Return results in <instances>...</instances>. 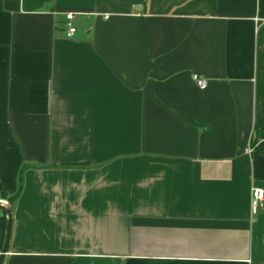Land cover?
Here are the masks:
<instances>
[{"label": "crops", "instance_id": "1", "mask_svg": "<svg viewBox=\"0 0 264 264\" xmlns=\"http://www.w3.org/2000/svg\"><path fill=\"white\" fill-rule=\"evenodd\" d=\"M21 168L3 264H264V0H0Z\"/></svg>", "mask_w": 264, "mask_h": 264}, {"label": "built area", "instance_id": "2", "mask_svg": "<svg viewBox=\"0 0 264 264\" xmlns=\"http://www.w3.org/2000/svg\"><path fill=\"white\" fill-rule=\"evenodd\" d=\"M74 17V14L72 12H67L65 14V36L67 38H72L76 32V29L74 25L72 24V19ZM193 79L195 80L197 86L199 88H205L206 87V80L202 77H199L197 75H193ZM264 202V190L259 187H253L251 191V208L252 212H257L260 207H262Z\"/></svg>", "mask_w": 264, "mask_h": 264}, {"label": "water", "instance_id": "3", "mask_svg": "<svg viewBox=\"0 0 264 264\" xmlns=\"http://www.w3.org/2000/svg\"><path fill=\"white\" fill-rule=\"evenodd\" d=\"M0 210L4 212L6 215V227H5V233H4V240L3 244L0 250V264H3L4 257L8 252L9 248V243H10V238H11V233H12V211L9 207L3 205L0 202Z\"/></svg>", "mask_w": 264, "mask_h": 264}, {"label": "trees", "instance_id": "4", "mask_svg": "<svg viewBox=\"0 0 264 264\" xmlns=\"http://www.w3.org/2000/svg\"><path fill=\"white\" fill-rule=\"evenodd\" d=\"M23 171H24V168H21V170L19 172V175H18V189H17V192L14 195H7V193L5 192L4 188L0 184V198L5 199V200L8 201L10 209H12L13 200H15L17 198V196L19 195V193H20V191L22 189ZM0 220H1V218H0ZM5 227H6V218H5ZM5 227H4V229H5ZM2 238L4 240L3 225L0 226V241H1ZM2 244H3V242H2ZM2 244H1V247H2ZM1 247H0V250H1Z\"/></svg>", "mask_w": 264, "mask_h": 264}, {"label": "rangeland", "instance_id": "5", "mask_svg": "<svg viewBox=\"0 0 264 264\" xmlns=\"http://www.w3.org/2000/svg\"><path fill=\"white\" fill-rule=\"evenodd\" d=\"M0 202H1L3 205L9 207V204H8V201H7V200L2 199V200H0ZM0 214H1V215H0V218H1V220H0V226L3 225V234H4V232H5L4 227H5V218H6V215H5L4 213H0ZM0 242H1V243H0V247H1V244H2V242H3V238L1 239Z\"/></svg>", "mask_w": 264, "mask_h": 264}]
</instances>
